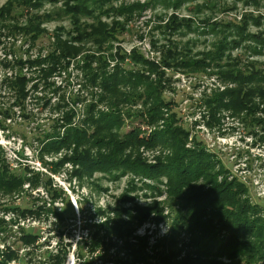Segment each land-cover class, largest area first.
<instances>
[{
	"label": "rangeland",
	"instance_id": "374dc122",
	"mask_svg": "<svg viewBox=\"0 0 264 264\" xmlns=\"http://www.w3.org/2000/svg\"><path fill=\"white\" fill-rule=\"evenodd\" d=\"M78 1L0 0V8L8 5L16 16L0 21V148L13 171L38 177L24 184L21 193L0 190V260L12 253L9 264H132L126 257L131 249L123 248L125 239L113 236L110 243L108 237L102 238L96 245L94 223L107 216L97 210L147 207L155 199L165 202L167 177L151 179L130 172L113 180L102 172L81 174L78 165L65 159L71 155L69 150L46 151L41 138L46 130L63 134L64 116L72 110L74 125L86 116L119 109L124 121L120 133L138 129L141 137L151 139L156 130L166 129L163 118L169 113L163 109L162 118H150L152 101L145 95L152 89L177 112L174 126L188 136L186 147L193 149L196 139L200 141L198 145L214 163L212 172L223 171L219 180L223 176L240 180L247 189L244 194L262 205L264 217V100L244 84L237 91L252 95L250 109L228 101V91L238 87L233 79L236 71L246 76L255 73L256 80L264 82L259 78L264 77V0H98L91 6L100 18L81 16L79 22L101 25L114 38L101 41L104 35L96 33L102 45L90 39L74 42L76 55L30 67L31 60L52 52L58 38L69 41L78 35L75 19L66 8ZM44 15L51 17L45 20ZM36 16L44 22L42 32L33 39L25 27ZM118 52L125 56L120 58ZM87 57L89 63H85ZM18 58L26 62L17 65ZM42 68L54 70L45 76ZM99 71L131 72L137 83L121 85V91L144 95L112 105L115 97H100L102 88L92 83ZM18 74L29 80L25 89L29 95L23 100L6 88V80ZM171 149L143 145L133 154L153 165L166 161ZM52 192L57 196L52 198ZM67 198L76 217L69 213V219H57L46 209L36 214L41 206L64 208ZM123 198L129 199L122 202ZM23 208L28 211L22 213ZM170 211L165 206L167 217ZM109 215L114 217L113 212ZM154 216L134 224L127 236L133 247H144L147 262L137 264H164L157 252L165 250L161 243L170 234V224L168 218L156 222ZM26 230L37 232L40 240L25 242ZM189 240L187 232L178 236L179 259L191 249Z\"/></svg>",
	"mask_w": 264,
	"mask_h": 264
},
{
	"label": "trees",
	"instance_id": "16d2710c",
	"mask_svg": "<svg viewBox=\"0 0 264 264\" xmlns=\"http://www.w3.org/2000/svg\"><path fill=\"white\" fill-rule=\"evenodd\" d=\"M97 1L79 0L75 5H67V12L72 14L75 19L78 35L72 36L68 39L69 41L58 38L53 44L52 52L46 58L38 57L31 60L29 66H40L49 59L52 61L59 57L65 60L71 55H76L79 51L76 47L71 46L74 42L85 43L90 39L102 45L101 41H105L106 38H114V34L106 28L102 29L101 25L94 27L95 25L79 22L81 16L100 18L95 16L97 11L95 6H91L96 5ZM99 7H101V3H99ZM12 11L13 9L8 5L0 8V21L3 22V19L8 17L16 18ZM44 16L45 20L51 17L50 15ZM43 22L44 20L41 21L40 16L30 17L25 32L31 33L33 39L37 38L38 34L42 32L40 25ZM89 27L91 31H88ZM96 33L104 35L101 41L96 37ZM220 54L223 55V53ZM117 55L120 58L125 56L119 52ZM89 60L87 57L85 63H89ZM25 62L23 58L15 60V63L21 66ZM53 70L54 68H42L40 72L48 76ZM126 70L129 71V69ZM255 77V73L248 76L240 75L238 71L233 73V79L238 83V87L228 91V94H231L228 98L230 104H236L238 108L250 109L252 95L244 89L237 91L244 84L249 87L248 91L258 93L256 96L264 100V86H262L264 82L256 80ZM259 78L261 81L264 79L262 75ZM91 80L93 85L102 88L100 97H105L104 94L115 97L114 100H110L112 105L134 101L144 95L138 96L137 92L121 91V85L134 86L137 83L138 79L131 72L99 71L93 74ZM28 81L24 74H18L15 78L6 80V88L15 93L18 97L17 100H23L29 95L25 90ZM145 98L152 101L149 109L151 119H160L164 115L163 109L169 110L167 118H163L166 120V129L156 130L151 139L146 140L145 137H141L138 129L120 133L124 121L121 114L117 112L119 109L101 111L98 116H95L92 114L91 108L94 103L89 106V114H92L89 118L86 116L79 123L73 125L75 111L72 110L67 116H64L65 120L61 126L65 128L63 134L46 130L41 138L45 143L46 151L57 153L62 149L69 150L71 155L66 156L65 159L78 165L81 174L91 175L95 172H102L113 180L130 172L151 179L167 177L168 196L165 202L155 199L147 207L136 205L126 207L123 205L111 210L110 208L108 210L99 208L98 214L107 216L104 217V221L94 223L98 229L95 233V237L98 238L96 245H99L102 238L108 237L107 240L111 243L113 236H118L125 239L123 248L131 249L126 257L132 259V264L146 263L144 247H133L134 244L129 243L127 236L132 233L134 224L143 223L150 218L151 214H155L153 219L156 222L168 218L170 224V234L161 243L165 250L157 252L164 264H264L262 205L254 203L244 194L247 189L240 180L236 178L228 180L226 176L219 180L223 171L212 172L215 169L214 163L210 155L198 145L200 141L196 139L193 149L186 147L188 136L181 130L182 128L174 126L178 116H176V111L170 109L168 99L157 92L155 93L153 89L145 95ZM219 102L220 105H224L223 98H219ZM3 114L6 117L8 115L7 111H3ZM151 122L153 121L151 120ZM159 144L172 147L166 161L160 159L157 164L152 165L143 160L141 156L133 154L143 145L150 148ZM2 152L3 150L0 148V190L21 193L24 184L30 183L29 181L32 179V181H36L38 177L27 178L17 174L6 163ZM51 195L52 198L57 196L56 192H52ZM128 199L121 200L126 202ZM64 203H66L64 208L41 206L35 211L39 215L40 210L46 209L47 212H53L57 219H69V213L76 217L68 198ZM167 205L172 209L169 217L164 214ZM24 209L26 208H23L22 213L28 211ZM110 212L114 213V217H110ZM101 230L104 232L103 236L100 235ZM182 232L190 234L189 247L191 249L183 258L179 259L181 250L177 248V244L178 236ZM40 238L41 236L37 232L26 230L23 240L36 242ZM11 259H13L12 253L7 254L3 260H0V264H9ZM126 263L130 264V262Z\"/></svg>",
	"mask_w": 264,
	"mask_h": 264
}]
</instances>
